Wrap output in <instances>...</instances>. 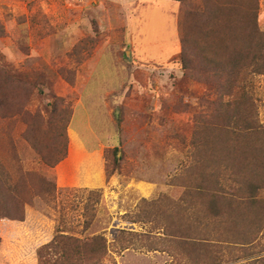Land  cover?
Returning <instances> with one entry per match:
<instances>
[{
	"label": "rangeland",
	"instance_id": "obj_1",
	"mask_svg": "<svg viewBox=\"0 0 264 264\" xmlns=\"http://www.w3.org/2000/svg\"><path fill=\"white\" fill-rule=\"evenodd\" d=\"M214 1L225 5L215 9ZM258 3L264 33V0ZM245 4L0 0V157L12 171L35 172L56 184L51 198L27 202L23 221L0 217V264L73 263L45 247L59 236L104 238L107 248L97 264L185 263L184 249L170 245L171 232L177 236L191 223L206 226L204 216L187 206L197 199L187 198L192 188L186 185L200 175L195 156L203 158L199 147L207 145L197 127L210 117L225 123L240 111L264 131V75L253 74L252 56L240 58L243 72L237 69L228 80L200 76L201 58L193 63L196 71L182 68L183 28L209 24L214 31L220 25L214 34L220 45L206 33L212 54L224 52V39L236 54L251 20ZM223 86L247 104L225 106L233 95ZM248 142L254 149L264 144ZM236 152L232 165L243 173L234 185L245 192L264 187V156ZM219 154L221 160L231 156ZM258 195L250 206L220 199L225 217L219 224L185 236L247 239L254 242L248 250L231 245L215 253L219 263L264 264V190ZM63 243L72 259L73 242Z\"/></svg>",
	"mask_w": 264,
	"mask_h": 264
},
{
	"label": "trees",
	"instance_id": "obj_2",
	"mask_svg": "<svg viewBox=\"0 0 264 264\" xmlns=\"http://www.w3.org/2000/svg\"><path fill=\"white\" fill-rule=\"evenodd\" d=\"M245 1V5H247L246 9H244L246 11L245 14L251 17V20L248 21L249 25L245 32V39L241 42L244 48L240 49L236 54H231L229 50L231 43H228V41L224 39L221 41L224 52L221 55L218 52L212 54L211 48L214 47V44H210L206 41V33H212L216 43L220 45L217 36L214 35L215 33L218 34L220 25L214 27V31L209 24L204 27L194 26L187 31L185 27L183 28L182 34L183 52L180 58V65L182 68L196 71L192 68L193 63L201 58L204 61L205 69L204 72H202L204 75L200 76L207 80L209 78L208 75H213L214 78L217 79L226 78L228 80L240 73L236 71L237 69L243 72L239 63L241 60L240 58L252 56L253 65L251 66L253 68V74L259 73L264 75V33L260 31L257 22L259 3L258 0ZM219 3L220 1H214L216 5L215 9L224 7L225 3ZM187 41H190L192 46L191 49H189L190 44L184 47V43ZM186 55L187 57L185 58ZM237 88H239V86H237ZM224 89L230 93L229 96L233 95V100L226 102L225 106L230 107L232 105L247 104V99H239L238 96L235 95L241 96L236 89L234 90V88L230 87H224ZM242 114L243 113L240 111H233L227 115L225 123L221 120H217L218 118H223L222 116H217L216 120L220 122V124L214 123L213 117L205 118V123L201 124V127H197L198 131H202V134L206 137L207 145H204V148L203 145L199 147V150L202 152L205 150V156H203V158L198 156L196 158L195 156V159H197L196 167L200 169V175L196 181L191 182L193 180L191 179L186 185L192 188L190 190L191 192L189 194L187 193V198L190 197V194L191 198L196 194L197 199L195 201L190 199L191 204L189 203L187 206H189L191 210H196L200 215L204 216L206 226L202 227L199 224L191 223L187 227L185 226L179 229L180 231H177L179 235L177 236H174L173 232H171L172 234H170V236L173 241H170V245L174 247L175 252L179 247L184 249V264H208L204 254L210 255L211 264H221L219 263L220 259L217 260L215 253L223 249L224 246L231 248V245H242L241 248L245 250L253 246L254 242L247 241V239L245 242L243 241L244 243H240L241 241L218 240L217 238H212V236L208 238L185 236V234L190 232L199 233L205 231L209 228V225L215 226L219 224V220L225 217V212H222V206L217 202L220 199H236L238 203L234 205L250 206L258 201L260 198L258 194L261 190H264V187L257 188L254 186L249 192H245L234 185L233 178H237L243 173L241 169H237L232 165L233 162H235L234 158L237 154L236 149L245 154H249L250 151L255 150L257 154H262L264 156V144L254 149V147L251 148V144L248 142V139L252 138L258 143L264 142L262 141L264 139V131L259 126L246 121ZM201 122H204L203 119H201ZM36 123L38 122L36 121ZM32 129L35 131L42 130L41 127L38 126ZM234 135L235 137H232ZM29 136H31V141L35 142L36 137L31 134ZM218 139L220 141H217ZM34 146L36 147L37 145ZM218 147L220 149H218ZM220 150H223L225 154L231 153V156L226 155V158L221 160L219 158ZM115 152H117V150H115ZM1 158L2 157H0V217L23 221L25 218L24 207L27 202L30 201V203H32V198L35 197L44 198V196H47L51 198L56 191V184L49 177H44L37 173L35 174V172H24L23 170L19 172L12 171L10 170L9 164H6ZM64 159L63 155L60 159L54 160L50 166L54 167ZM257 175L262 176L261 173ZM224 187L233 189V191L226 193ZM184 199L186 200V198ZM192 203L198 205H192ZM262 222L264 223V220ZM202 228H205V230ZM212 229L213 228L207 230L211 232ZM56 240L55 243L52 242L45 247L50 250L53 248L51 250L52 254L61 250L60 255L62 261L71 260L73 263L70 264H97L105 253V248H107V242L102 237L85 241L59 236L56 237ZM66 240L73 242L72 259H70L71 254L67 249H64V246L60 248L61 244L63 245V242ZM39 254L42 258V249ZM48 256L50 255L47 254L46 257ZM187 258L189 262L186 261Z\"/></svg>",
	"mask_w": 264,
	"mask_h": 264
}]
</instances>
